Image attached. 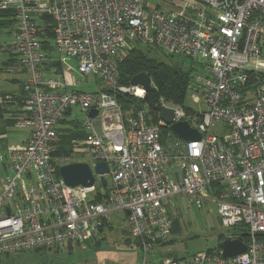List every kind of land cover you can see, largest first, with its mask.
<instances>
[{
	"label": "built area",
	"instance_id": "obj_1",
	"mask_svg": "<svg viewBox=\"0 0 264 264\" xmlns=\"http://www.w3.org/2000/svg\"><path fill=\"white\" fill-rule=\"evenodd\" d=\"M0 12L16 23L12 46L27 79L15 128L28 133L22 147L0 150V257L93 247L123 215L140 264H264V0H0ZM48 34L83 80L101 81L99 91H80L68 62L60 76L45 70ZM136 44L202 62L208 75H194L190 86L193 102L206 106L200 121L180 105L162 106L174 110V122L196 128L199 141L178 137L161 111L157 122L149 107L124 115L116 93L145 98L118 81L121 56ZM77 107L83 120L71 118ZM63 119L86 132L73 142L89 151L92 169L107 164V187L97 174L91 188L57 177L72 163L54 159ZM99 189L107 192L95 200ZM175 197L189 209L216 204L224 228L246 229V253L158 261L157 250L173 238Z\"/></svg>",
	"mask_w": 264,
	"mask_h": 264
},
{
	"label": "rangeland",
	"instance_id": "obj_2",
	"mask_svg": "<svg viewBox=\"0 0 264 264\" xmlns=\"http://www.w3.org/2000/svg\"><path fill=\"white\" fill-rule=\"evenodd\" d=\"M152 6L155 3H151ZM0 15H2L0 13ZM15 19L12 13L0 16V71L4 70L1 74L2 77H10L12 73L8 72L11 66H6L5 61L10 58L16 57L12 42L15 40ZM46 53L52 57V61L57 63L55 67L58 69L68 62L64 59L56 50L53 51L48 45H44ZM135 50L143 51L149 54L152 58L159 62L166 63L168 65H178L179 67L192 71L191 74L199 76H207L205 67L201 64L200 59L194 61L191 58H184L177 55L169 54L164 50L149 47L143 44H136L129 50L125 51L118 64L121 65L132 52ZM13 53V54H12ZM74 68V80L79 81L80 91L95 93L102 88L101 81L90 76L83 80L76 71V66L73 61H69ZM21 69V68H20ZM8 70V71H7ZM22 70V69H21ZM56 71V69H54ZM53 71V72H54ZM55 73V72H54ZM57 74V73H55ZM192 86V82L191 85ZM0 89L7 88L2 87ZM72 90L73 87L68 88ZM193 90L188 89L185 99L187 107L196 110L198 113L206 109L203 102L194 103L191 95ZM146 96V94H145ZM128 98H136L135 96L127 95ZM123 110V108H122ZM140 110L137 101L131 104L129 111H123L125 115L131 116L132 113H137ZM71 118H78L83 120L85 114L80 112V108H75ZM157 122V121H156ZM59 142L61 138L66 134L65 131L72 130L74 133H79L76 128H71L70 122H64L60 125ZM222 129L220 126L217 130ZM23 131L14 130L9 133L7 145H18L22 140L21 133ZM26 132V131H25ZM71 132V131H70ZM71 140L70 144L65 148V153L54 155L56 162L60 158H69L72 163L77 160L79 162L91 163V154L83 147L79 142L81 141ZM19 146L13 147L18 148ZM81 160V161H80ZM59 170V168H58ZM59 174V172H58ZM1 177V176H0ZM106 191L97 190L94 195L95 200H99L100 197L106 194ZM171 218L173 221H177V227L175 224L174 229L179 228L177 234H173L175 242L171 245H167L157 250L155 258L158 261L165 258H187L195 255L198 252H204L209 250H216L220 247L222 241L220 236L226 234L229 230L222 226L220 216L218 215L217 205L203 201L202 208L189 209L187 200L185 197H175L174 205L169 209ZM96 244L93 247L88 248H67L61 250H46L35 253H18L4 257L0 264H140L141 254L137 249V244L131 237L128 231V225L123 219V215L113 216L112 222L107 224V228L102 234H99L96 238ZM223 244V243H222Z\"/></svg>",
	"mask_w": 264,
	"mask_h": 264
},
{
	"label": "trees",
	"instance_id": "obj_3",
	"mask_svg": "<svg viewBox=\"0 0 264 264\" xmlns=\"http://www.w3.org/2000/svg\"><path fill=\"white\" fill-rule=\"evenodd\" d=\"M0 13L2 14L0 16L9 14V12H0ZM50 37L51 35L48 34L47 39L44 41V45H48L51 48V50L53 49L54 51L55 49L50 43V39H51ZM15 55L16 54H13V56ZM48 59H49V62L46 63L44 66L45 70H47L48 73H51L53 75H59V76L62 75L63 66L61 67V69L60 68L58 69L57 67H55L57 63L56 62L54 63L52 61V57L48 55ZM14 62L18 63L16 57L10 58L8 61H5L4 64H6V66H12L11 64L14 65L15 64ZM54 69H56V71H54ZM53 71L57 74H55ZM118 71H119L118 81L121 86H125V87L131 86V80L134 76L140 73H145L150 77L152 81V87L155 89L154 92H150L146 94L144 99H140L137 97L128 98L127 95H130V94L116 93L118 103L121 106V108H123V111L125 112L129 111L131 108V104L137 101V104L140 110L143 109L144 107H149L154 117V120L158 121L159 112L162 109L163 102H165V103H169L172 105H180L184 107V109L187 112L197 117L195 119L197 123L200 121V117H201L200 113H198L196 110H193L190 107H187L186 104L184 103L186 99L187 91L188 89H190L191 82L194 78V76L191 74L192 71L185 70L179 67L178 65L171 66L166 63L159 62L155 60L154 58H152L149 54L143 51H139V50H135L134 52H132L123 62H121V65L118 64ZM22 100H23L22 97L21 99L19 98V101L21 102L20 104L21 106L23 102ZM12 102H13V99L10 103ZM5 107L6 106L4 107L1 106L0 108V120L4 117V113L7 112ZM130 115L135 116L136 113H132ZM66 121L70 122L71 128H76L79 133H74L72 132L71 129L68 130L69 132L65 131L66 134L64 135L63 138H61V141L58 143V148L55 153L57 155L59 154L62 155V153H65V148L70 144L71 140H79V139L84 140L86 139V136H87L86 132L80 127V125L77 122L71 121L70 119H63L60 122V125ZM60 129L61 128L58 129V136H59ZM76 162H79V160H77ZM58 176L59 174L57 173V177ZM173 222H174V227H175V224L177 227L178 222L175 220ZM178 231H179V228H176V230L173 229V234L174 233L177 234ZM103 232L104 230L100 234H102ZM229 237H242L244 242L249 244L248 234L246 232V229L243 226L239 228L231 229L226 234H222L220 236V241H222L223 243V241ZM96 241L97 240L95 239L94 245L96 244ZM174 242H175V239H171L167 244H165V246L171 245ZM222 243L220 244V247L218 249L209 250L208 252L221 251ZM54 250L57 251L61 249H54ZM42 251H46V250L41 249V250L29 252V253L42 252ZM50 251L52 250L50 249ZM8 256L0 257V263H1L2 258L8 257ZM173 259L182 260L184 258H173Z\"/></svg>",
	"mask_w": 264,
	"mask_h": 264
},
{
	"label": "water",
	"instance_id": "obj_4",
	"mask_svg": "<svg viewBox=\"0 0 264 264\" xmlns=\"http://www.w3.org/2000/svg\"><path fill=\"white\" fill-rule=\"evenodd\" d=\"M131 86L144 90L145 94L155 91L150 77L145 73L134 76L131 80ZM97 114L98 111L93 109L89 112V117H95ZM160 117L184 141H199L201 139L200 132L193 128L188 121L174 122L175 112L173 109L163 108ZM58 172L60 178L69 187L91 188L96 182L95 174L101 176L100 180L103 187H107L105 175L109 173V168L104 162L97 163L94 170L87 162L70 163L60 166ZM246 251L247 245L242 237H229L223 241L222 257L224 259L234 258L237 255L246 253Z\"/></svg>",
	"mask_w": 264,
	"mask_h": 264
},
{
	"label": "crops",
	"instance_id": "obj_5",
	"mask_svg": "<svg viewBox=\"0 0 264 264\" xmlns=\"http://www.w3.org/2000/svg\"><path fill=\"white\" fill-rule=\"evenodd\" d=\"M15 63V62H14ZM9 71L12 73L10 77H2V73L4 70L0 71V88L5 87V89H0V102L1 99L5 96H10L13 98V102L8 104L5 109L7 112L4 113V117L0 120V150L5 149L6 147H22L26 139L28 137V133L24 130H18L15 128L16 119L20 116L21 112V102L19 98L23 97V84L27 79V75L24 71H22L18 63L16 62L14 65L11 64ZM1 108V103H0ZM14 130L23 131L21 133L22 140L18 145H7V140L9 133L13 132ZM18 147V148H19Z\"/></svg>",
	"mask_w": 264,
	"mask_h": 264
},
{
	"label": "bare ground",
	"instance_id": "obj_6",
	"mask_svg": "<svg viewBox=\"0 0 264 264\" xmlns=\"http://www.w3.org/2000/svg\"><path fill=\"white\" fill-rule=\"evenodd\" d=\"M139 94H140L139 96H142L141 92Z\"/></svg>",
	"mask_w": 264,
	"mask_h": 264
}]
</instances>
